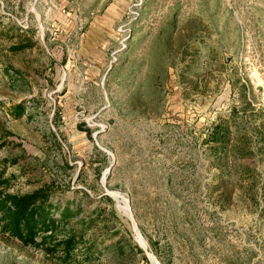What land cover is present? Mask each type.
Instances as JSON below:
<instances>
[{"label":"rangeland","instance_id":"obj_1","mask_svg":"<svg viewBox=\"0 0 264 264\" xmlns=\"http://www.w3.org/2000/svg\"><path fill=\"white\" fill-rule=\"evenodd\" d=\"M3 167L79 248L0 264H264V0H0Z\"/></svg>","mask_w":264,"mask_h":264},{"label":"trees","instance_id":"obj_2","mask_svg":"<svg viewBox=\"0 0 264 264\" xmlns=\"http://www.w3.org/2000/svg\"><path fill=\"white\" fill-rule=\"evenodd\" d=\"M23 48L15 47L13 50ZM25 114L23 103L10 109V115L15 119ZM231 130L228 121L215 124L209 139L214 143L211 148L225 151L231 140ZM5 170V167L0 169V237L17 240L26 247L43 248L48 253L62 251L70 257L79 248V233L61 235L60 232L75 215L70 207L61 208L53 203V184L27 193H14L10 191L13 187L12 177L6 176Z\"/></svg>","mask_w":264,"mask_h":264},{"label":"bare ground","instance_id":"obj_3","mask_svg":"<svg viewBox=\"0 0 264 264\" xmlns=\"http://www.w3.org/2000/svg\"><path fill=\"white\" fill-rule=\"evenodd\" d=\"M111 196L116 200L118 206L125 212V213H128L129 216L132 218V215L130 213V209H129V206H128V201L127 199L121 195L120 193L118 192H111L110 193ZM139 241L140 243L142 244V246H145L146 247V244L145 242L139 237ZM152 259H154L152 256H151ZM155 264H157L155 262Z\"/></svg>","mask_w":264,"mask_h":264},{"label":"water","instance_id":"obj_4","mask_svg":"<svg viewBox=\"0 0 264 264\" xmlns=\"http://www.w3.org/2000/svg\"><path fill=\"white\" fill-rule=\"evenodd\" d=\"M106 173H107V172H106ZM106 173H105L104 176H103V180H104V181H105V179H106ZM108 195H109L110 197H112L111 194H110L109 192H108ZM112 198H113V197H112ZM133 225H134L135 232L137 233L138 227H137L136 223H134ZM136 229H137V230H136ZM136 240H137L139 246H140L143 250L146 251L147 257H148V258L150 259V261L153 263V260H152V258H151V255H152V254H149V252H147V250H146L144 247L141 246V244L139 243V241H138L137 238H136Z\"/></svg>","mask_w":264,"mask_h":264}]
</instances>
